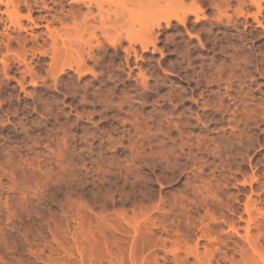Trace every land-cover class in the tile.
Returning <instances> with one entry per match:
<instances>
[{
  "label": "rangeland",
  "instance_id": "1",
  "mask_svg": "<svg viewBox=\"0 0 264 264\" xmlns=\"http://www.w3.org/2000/svg\"><path fill=\"white\" fill-rule=\"evenodd\" d=\"M193 1L0 0V264H264V0Z\"/></svg>",
  "mask_w": 264,
  "mask_h": 264
},
{
  "label": "bare ground",
  "instance_id": "2",
  "mask_svg": "<svg viewBox=\"0 0 264 264\" xmlns=\"http://www.w3.org/2000/svg\"><path fill=\"white\" fill-rule=\"evenodd\" d=\"M73 1H75V0H73ZM76 1H78V2H83L82 3V5L83 4H86L87 5V10H86V12L84 13V14H82V13H80V15H78V16H82L83 15V19H84V22H85V24H90L93 20H97L96 19V16L98 15H95L94 14V10H92V7L94 6H92V3L91 2H87V0H76ZM128 5L130 4V6L131 7H133L132 6V4H135V8L136 7H139L138 9H140V8H143L144 6H145V4L146 3H148L149 4V2L151 3V4H158L159 2H160V0H156L157 1V3L154 1L153 2V0H124ZM159 1V2H158ZM168 1H170V0H168ZM173 1V3L172 4H174L173 6H170V7H168V8H166V10H167V12H166V15L164 16V20L167 22V24H170V22H171V20L173 19V18H177L179 21H181V22H185L186 20H187V0H172ZM254 3H256L257 5H258V7L259 8H261V4H260V1L259 0H252ZM130 2H133L132 4L130 3ZM175 2H177L178 4L176 5L175 4ZM161 3V2H160ZM163 3V2H162ZM166 3V2H165ZM196 3V0H194L193 1V4L191 5V7H190V9H191V11H193V7H194V4ZM127 4H125V5H127ZM168 4V3H167ZM171 4V3H170ZM96 5H97V9H98V11H99V14L101 15V16H99L98 18L100 19L101 18V23L102 24H104V26L106 27V26H108V25H106V21H105V19H107V18H104V16L102 15V14H104L103 12H102V5H101V3H99V2H97L96 3ZM169 5V4H168ZM193 6V7H192ZM197 7V10H202V8L200 7V6H196ZM218 8V10H219V12H221L222 11V9L220 8V7H217ZM80 10H81V7H80ZM79 10V11H80ZM195 10H196V8H195ZM98 11H97V13H98ZM122 14V13H121ZM119 15H120V13H119ZM126 15V14H125ZM77 16V17H78ZM126 16H129V15H126ZM197 16H198V14H197ZM106 17V16H105ZM119 17V16H118ZM117 16H116V19H115V21H114V19H113V21L114 22H117V18H118ZM121 17V16H120ZM119 17V18H120ZM123 17V16H122ZM125 17V16H124ZM108 18H109V16H108ZM118 18V19H119ZM110 20H111V18H109ZM122 20V19H121ZM126 20H128V17H126ZM119 22H120V20H118ZM116 25V24H115ZM156 25V24H155ZM157 25H158V27H159V25H160V22H158L157 23ZM102 27V28H105V27ZM152 33V32H151ZM117 38H119V37H117ZM117 38H116V40H117ZM120 39V38H119ZM146 44H144V46H145ZM147 48V47H146Z\"/></svg>",
  "mask_w": 264,
  "mask_h": 264
}]
</instances>
